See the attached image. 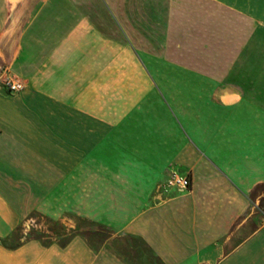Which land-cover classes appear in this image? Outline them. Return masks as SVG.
Returning <instances> with one entry per match:
<instances>
[{"label": "crops", "instance_id": "obj_1", "mask_svg": "<svg viewBox=\"0 0 264 264\" xmlns=\"http://www.w3.org/2000/svg\"><path fill=\"white\" fill-rule=\"evenodd\" d=\"M0 75V264H264V0H0Z\"/></svg>", "mask_w": 264, "mask_h": 264}, {"label": "rangeland", "instance_id": "obj_2", "mask_svg": "<svg viewBox=\"0 0 264 264\" xmlns=\"http://www.w3.org/2000/svg\"><path fill=\"white\" fill-rule=\"evenodd\" d=\"M231 37H232L231 41L237 44L238 34L231 33ZM252 39H253L252 33L247 35V40H252ZM236 72H237V68H235V73ZM5 78L6 75L0 78V83H2V81ZM77 226L83 228L84 229L83 233H87L88 235L91 236V238L92 235L99 234V236L96 237V240L92 239L93 241H91V243H95L96 246L104 244L106 239L110 237L111 233L113 232L111 229L108 228L104 229L99 226H90L84 223H79ZM72 231H73L72 228H67L66 226H63L60 223H51L47 221L45 218L37 215V216H33V218L27 219L23 225L19 226L15 235L11 240L7 242V244L10 247H14L18 245L20 243V237L23 235V233H27V236L23 235L24 237L27 238L48 236L50 237V239H44V241L51 242L53 239H58V241H65L73 236Z\"/></svg>", "mask_w": 264, "mask_h": 264}, {"label": "built area", "instance_id": "obj_3", "mask_svg": "<svg viewBox=\"0 0 264 264\" xmlns=\"http://www.w3.org/2000/svg\"><path fill=\"white\" fill-rule=\"evenodd\" d=\"M2 85L10 92L15 93L23 89V84L19 81L6 77L2 81ZM169 186L177 188L179 191H188L191 189L192 183L189 176H177L175 175L170 181Z\"/></svg>", "mask_w": 264, "mask_h": 264}, {"label": "bare ground", "instance_id": "obj_4", "mask_svg": "<svg viewBox=\"0 0 264 264\" xmlns=\"http://www.w3.org/2000/svg\"><path fill=\"white\" fill-rule=\"evenodd\" d=\"M225 101H226V102H231V99H229V98H225Z\"/></svg>", "mask_w": 264, "mask_h": 264}, {"label": "trees", "instance_id": "obj_5", "mask_svg": "<svg viewBox=\"0 0 264 264\" xmlns=\"http://www.w3.org/2000/svg\"><path fill=\"white\" fill-rule=\"evenodd\" d=\"M62 245H65V244H62Z\"/></svg>", "mask_w": 264, "mask_h": 264}]
</instances>
